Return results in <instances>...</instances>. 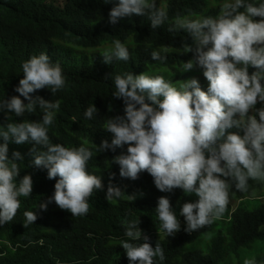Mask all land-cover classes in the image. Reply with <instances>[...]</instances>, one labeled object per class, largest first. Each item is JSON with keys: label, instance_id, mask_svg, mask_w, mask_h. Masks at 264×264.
Returning <instances> with one entry per match:
<instances>
[{"label": "clouds", "instance_id": "clouds-1", "mask_svg": "<svg viewBox=\"0 0 264 264\" xmlns=\"http://www.w3.org/2000/svg\"><path fill=\"white\" fill-rule=\"evenodd\" d=\"M45 4L46 0H0V230H5L0 235V264H64L52 253L47 260L25 261L41 245L27 235L28 226L37 221V211H47L53 202L61 211L83 216L94 192L104 191L102 177L87 170L93 157L87 141L66 147L52 143L48 134L61 106L58 97L89 95L101 78L53 36L56 27L73 34L86 28L74 15L51 16ZM133 15L147 17L152 30L167 23L169 33L191 37L194 47L185 42L182 49L195 55L182 62L181 73L198 67L209 86L202 90L196 78L173 82L147 72L113 74V97L123 100L124 115L107 118L104 128L113 138L95 149L115 152L128 145L127 154L112 161L120 166L122 178L135 181L147 172L161 192L181 189L195 194L198 200L184 203L179 212L186 224L167 197H160L155 209L167 237L182 228L192 233L223 217L233 188L247 194L250 181L264 184V107H256L264 104V0H220L215 16L177 13L171 19L163 0L159 5L157 0H118L109 13L110 23ZM82 49L102 52L106 64L130 59L127 44L118 38L110 47ZM167 51L154 50L151 59L166 63L162 53ZM76 66H85L78 76L96 81L94 88L68 73ZM249 67L256 71L249 74ZM98 112L94 104L84 115L92 119ZM22 166L31 175L18 180ZM33 174L55 184L53 196L41 201L38 210L32 197ZM124 194L110 181L105 199ZM123 225L127 239L120 244L131 264L165 260L160 241L153 248L136 221L125 219ZM243 264H257L256 255L246 256Z\"/></svg>", "mask_w": 264, "mask_h": 264}, {"label": "trees", "instance_id": "trees-1", "mask_svg": "<svg viewBox=\"0 0 264 264\" xmlns=\"http://www.w3.org/2000/svg\"><path fill=\"white\" fill-rule=\"evenodd\" d=\"M170 19L177 13L189 15L193 18L215 16L219 11L220 0H168ZM260 2V0H257ZM44 8L53 17L66 18L74 15L82 23L84 32L70 33L63 28L56 27L53 36L64 42L66 47L78 54L86 63L95 68L101 78L95 90L79 98L58 97L60 109L56 113L54 123L49 128L52 143H60L66 147H79L87 141V147L93 151V157L88 162V172L102 177L104 191H96L89 199V211L83 216H72L69 211L61 209L53 202L47 211L36 212L38 219L28 226L27 235L38 243L26 256L27 263L47 260L54 254L64 264H131L126 251L120 242L125 237L123 221L134 220L142 232L150 237L153 248L160 241L165 260L156 264H243V259L252 254L256 255L257 264H264V206L253 211L244 208L232 212L227 208L224 216L230 222L226 232L213 223L198 231L188 233L182 228L174 236L167 237L161 231L160 221L155 212L158 199L167 197L171 201L173 210L179 216L182 205L186 202H196L181 189H174L171 193L159 191L154 184L153 177L142 172L135 181L120 176V166L112 163L114 158L127 154V147L97 152L105 139L111 143L112 134L106 132L104 124L107 118L124 115L122 99L113 97L115 87L111 76L125 72L139 75L147 72L150 75H163L160 71L182 66L194 58V53H184L182 46L185 42L194 47L191 37L184 32L169 33L168 24L152 30L147 17L133 15L110 23L109 13L116 6L118 0L105 3L104 0H46ZM160 2H157L159 5ZM126 43L130 59L128 61H113L106 64L101 56L102 52H93L89 47H110L115 39ZM160 48H167L162 53L167 56L166 63L153 61L151 52ZM82 64H86V63ZM85 66H76L68 73L77 76L94 88L96 81L86 76H78L84 72ZM256 69L249 67V74ZM107 79H102L106 78ZM202 90L207 91L209 81L199 82ZM99 110L92 119L85 117L84 112L90 105ZM257 108L264 107L258 103ZM250 115L253 113H249ZM258 118V117H257ZM31 175L21 167L19 179L24 175ZM114 174V179H111ZM36 182L32 195L37 210L40 202H46L54 194V183L45 181L37 175H32ZM125 191L120 199L108 201L105 193L109 182ZM42 184V187H41ZM128 195H136L135 201L129 200ZM223 218V217H222ZM5 230H0V235ZM216 233L212 238L210 236ZM208 239L206 246H197V242ZM139 243V242H137ZM231 255L236 262L233 263Z\"/></svg>", "mask_w": 264, "mask_h": 264}, {"label": "rangeland", "instance_id": "rangeland-1", "mask_svg": "<svg viewBox=\"0 0 264 264\" xmlns=\"http://www.w3.org/2000/svg\"><path fill=\"white\" fill-rule=\"evenodd\" d=\"M157 2H161V0H157ZM163 3H165L168 7V0H163ZM259 19V18H257ZM161 74L165 76L166 79L172 80L173 82L181 81V80H188L190 78H196L199 82L202 80H207L203 76V70L199 69L198 67L195 68L192 71L181 73V66H176L172 69H165L163 71H160ZM250 189L247 194L241 193L235 190V188L232 189V192L230 194V202L228 205V208L232 212H235L238 209L244 208L246 210L253 211L254 209H257L261 206H264V184H261L256 181H250ZM187 195V194H186ZM187 197H190L192 200L196 201L198 200V197L195 196V194L187 195ZM219 227V229L216 231L219 232L220 230L222 232H226L228 228L230 227V222L226 221L223 218L218 220L216 223ZM216 233L212 234L210 238H212ZM208 242V239L204 240L203 242H197V246L199 247H205ZM232 262L235 263L236 260L231 255Z\"/></svg>", "mask_w": 264, "mask_h": 264}]
</instances>
